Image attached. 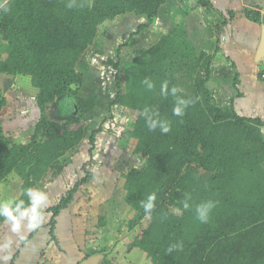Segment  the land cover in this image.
Instances as JSON below:
<instances>
[{
  "label": "trees",
  "instance_id": "obj_1",
  "mask_svg": "<svg viewBox=\"0 0 264 264\" xmlns=\"http://www.w3.org/2000/svg\"><path fill=\"white\" fill-rule=\"evenodd\" d=\"M179 1L186 12L215 11L209 0ZM166 2L7 0L0 7V76L27 80L38 91L39 110L27 142L13 144L0 129V183L11 174L21 180L10 206L16 209L24 201L13 211L17 217L31 206L28 188L63 172L65 154L81 145L88 130L69 128L79 123L80 113L57 121L49 110L57 102L69 108L75 102L79 109L85 78L77 66L85 51L118 18L142 16L146 24L118 46L115 59L106 61L115 72L110 106L128 111L129 130L120 140L124 146L132 141L133 154L146 158L142 169L128 168L121 175L125 202L134 211L127 221L124 264H264V121L239 115L232 102L222 107L212 102L207 83L218 46L213 54L197 53L186 30L176 26L147 50L144 60L124 69L123 83L118 76L119 62L133 54L126 53L130 43L155 27ZM216 14L224 26V15ZM244 16L260 22L258 11L244 9ZM219 31L220 25L216 35ZM236 81L237 75L234 86ZM6 104L0 86V112ZM95 134L90 133L91 145ZM83 173L57 204L37 210L40 217L50 213L54 224L92 178L84 166ZM5 220L2 215L0 221ZM104 251L98 246L95 252L103 254L104 264H120Z\"/></svg>",
  "mask_w": 264,
  "mask_h": 264
},
{
  "label": "crops",
  "instance_id": "obj_2",
  "mask_svg": "<svg viewBox=\"0 0 264 264\" xmlns=\"http://www.w3.org/2000/svg\"><path fill=\"white\" fill-rule=\"evenodd\" d=\"M209 1L217 12L202 8L186 12V4H181L179 0H167L159 16L157 27L162 32L157 28L158 39L176 26H182L197 53L213 54L218 46L219 50L211 62V75L207 83L212 102L221 107L232 102L239 115L257 117L264 121V81L259 78V71L264 66V56L260 53L264 40V25L252 22L244 16V9L259 11L262 7L256 5L254 0ZM216 13H222L226 18L224 26H221L222 18ZM219 25V35H216V27ZM0 84L4 86V91L6 90V93L2 92L7 102L0 112V129L8 139L7 133L10 132L11 137L15 134L21 135L18 137L23 142L28 141L39 118L36 106L38 91L20 77L0 76ZM16 93L18 97L15 96ZM11 95L15 96L16 102H20L22 107L15 109V103L7 97ZM56 104H53L51 109L55 108ZM64 107L67 110L69 104L66 102ZM72 107L76 108L75 102ZM261 131L264 135V126ZM83 166H80L78 171H83ZM78 171H75V176ZM62 178V175H57L54 176L53 182L48 180L39 184L42 196L46 197L50 190H63ZM20 186L21 180L11 174L6 183H0V202H14ZM30 200L32 206V197ZM51 206L53 205H38L37 210L44 211ZM16 218L20 222L18 231H13L11 220L0 221V264H80L95 256L96 248L102 246V233L88 231V218L84 221V217H74L70 207L54 218V224L50 223V213L41 215L36 231L35 227L29 228L30 216L19 215Z\"/></svg>",
  "mask_w": 264,
  "mask_h": 264
},
{
  "label": "rangeland",
  "instance_id": "obj_3",
  "mask_svg": "<svg viewBox=\"0 0 264 264\" xmlns=\"http://www.w3.org/2000/svg\"><path fill=\"white\" fill-rule=\"evenodd\" d=\"M5 1L0 0V6ZM158 22L155 27H150L142 32L130 43L126 53L132 51L133 54L126 56L118 66V76L122 83L124 69L144 60L147 50L158 40V33L156 34ZM141 24H146L144 17L128 14L115 20L106 30L102 29L96 39L97 45L85 51L77 66V70L85 78V83L79 94V109L72 107L67 111L64 102L63 105L57 102L55 108L49 110L50 117L59 119L57 121L70 120L72 116H77V113H80L82 118L79 123L71 124L69 128L75 130L78 127H84L88 132L81 145L76 150H70L64 156L68 165L60 174L64 181L63 190L55 192L49 189L50 191L47 192V195L45 194L46 197L39 204L50 206L58 203L62 194H66L78 180L85 177L82 170L78 171L80 166L84 165L85 171L92 174V178H89L77 189L74 201L69 207L74 217H84V221L88 218L86 220L90 222L87 226L88 231L102 233L100 242L105 250L104 253L108 255V260L120 264L126 263L123 259V252L129 235L127 221L134 216V211L125 202L124 180L121 175L128 168L142 169L145 166L146 158L141 154H133L134 144L132 141L124 146L125 143L120 140L122 131L129 130L128 111L120 106H110L116 93L115 72L111 66L106 64V61L108 58L115 59L118 46L126 43L130 34L135 32ZM158 31L162 32L160 28ZM0 86L4 91V86L2 84ZM4 92L6 93V90ZM15 96L7 97L9 101L15 103L16 109L22 105L20 102H16ZM92 131H96L93 145L89 143ZM32 133H34V129ZM11 134L7 133L10 140L7 139L11 143H23L18 137L21 135H12V139ZM87 161H91V163ZM93 161L99 165L98 169L93 165ZM75 171H78L76 176L74 175ZM36 190L41 192L39 185ZM41 195H43L42 192ZM52 200L53 202H50ZM96 255L100 257V264H104L103 254Z\"/></svg>",
  "mask_w": 264,
  "mask_h": 264
},
{
  "label": "clouds",
  "instance_id": "obj_4",
  "mask_svg": "<svg viewBox=\"0 0 264 264\" xmlns=\"http://www.w3.org/2000/svg\"><path fill=\"white\" fill-rule=\"evenodd\" d=\"M163 87L167 88L166 82L163 85ZM174 111L176 112V114H180L179 109H175ZM163 131L167 132L169 131V129L164 128ZM25 194L32 197V206L29 210H26L20 213V216L21 217L30 216L29 228L38 227L41 217H40V214L37 212V206L41 203L44 197L36 189L31 188V187L26 190ZM153 198L154 196L150 197V199H153ZM12 202L13 200H5V201L0 202V214H2L3 216H5L6 218H8L9 220L13 222V231H18L20 228V222L16 218V216L13 215V211L18 212L20 205H22L24 201L21 200L20 205H17L16 209H10V205ZM148 207H151V204H149Z\"/></svg>",
  "mask_w": 264,
  "mask_h": 264
},
{
  "label": "water",
  "instance_id": "obj_5",
  "mask_svg": "<svg viewBox=\"0 0 264 264\" xmlns=\"http://www.w3.org/2000/svg\"><path fill=\"white\" fill-rule=\"evenodd\" d=\"M254 1H255V4L256 5H258L259 7L264 8L263 0H254ZM261 47H262V49H261V52L260 53L262 54V56H264V40H263V44H262ZM80 264H100V257L97 256V255L92 256V257L86 259L85 261H83Z\"/></svg>",
  "mask_w": 264,
  "mask_h": 264
},
{
  "label": "built area",
  "instance_id": "obj_6",
  "mask_svg": "<svg viewBox=\"0 0 264 264\" xmlns=\"http://www.w3.org/2000/svg\"><path fill=\"white\" fill-rule=\"evenodd\" d=\"M259 15H260V23L262 25H264V8L260 9L259 11ZM259 78L264 81V66L262 67V69L259 71Z\"/></svg>",
  "mask_w": 264,
  "mask_h": 264
}]
</instances>
